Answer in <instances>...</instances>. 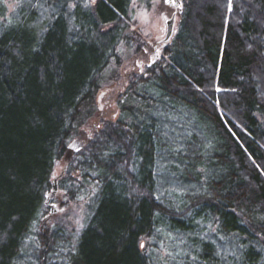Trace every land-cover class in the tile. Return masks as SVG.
Instances as JSON below:
<instances>
[{"label":"trees","instance_id":"1","mask_svg":"<svg viewBox=\"0 0 264 264\" xmlns=\"http://www.w3.org/2000/svg\"><path fill=\"white\" fill-rule=\"evenodd\" d=\"M11 1L8 12L0 0V264H29L28 242L37 264H150L140 245L154 241L171 264H264V0H179L163 60L130 77L117 119L75 154L104 74L131 46L133 0ZM54 179L86 197L75 243L40 228ZM172 179L197 189L179 210L154 193Z\"/></svg>","mask_w":264,"mask_h":264},{"label":"rangeland","instance_id":"2","mask_svg":"<svg viewBox=\"0 0 264 264\" xmlns=\"http://www.w3.org/2000/svg\"><path fill=\"white\" fill-rule=\"evenodd\" d=\"M179 0H170L169 3H164L163 0H150L148 4L144 1L138 2L133 0L130 4L127 29L125 34L131 40V46L127 47L121 44L118 48V62L116 65L111 64L104 74L103 83L100 85L98 100L96 103V114L88 120L81 133L79 139L71 142L69 151L78 153L86 145L85 140L91 137L94 127L99 126L101 121L117 119L119 96L125 92L130 77L137 74H144L145 67L156 61H162L163 51L172 41L179 22L178 11H181V3L177 6ZM8 12H11L13 3L11 0H3ZM174 15L170 38L165 40L167 22ZM169 139V138H168ZM62 167L58 166L55 172L57 176L61 172ZM63 176V174H62ZM58 177V180L60 177ZM76 179L77 176L73 175ZM173 180V179H172ZM174 186L168 189L167 184H170L166 179V185L157 184L155 196L158 201H161L165 207L179 210L187 204V197L197 193L196 185L185 183L179 180H173ZM172 181V182H173ZM52 204L56 206L54 213L46 222H42L41 230L47 233L54 228H65V230L75 236L80 232L87 213L86 197L78 195L75 200L68 198L67 192L60 189L58 186V194L52 199ZM46 219V218H45ZM43 219V221L45 220ZM42 230V231H43ZM31 243H26V256L29 264H37L35 258L34 247H29ZM145 247L141 250L150 257V264H171L170 258L173 256L169 253L165 245H160L157 242H142Z\"/></svg>","mask_w":264,"mask_h":264},{"label":"water","instance_id":"3","mask_svg":"<svg viewBox=\"0 0 264 264\" xmlns=\"http://www.w3.org/2000/svg\"><path fill=\"white\" fill-rule=\"evenodd\" d=\"M180 3L177 2V6L179 5ZM173 21H174V15H172V18L167 22V30H166V37H165V40H168L170 38V32H171V29H172V24H173ZM63 174V173H62ZM61 174V176H62ZM61 178V177H60ZM58 191V188H57V179H54L53 182H52V190H51V193L50 195L46 198V201H45V206L49 209V215L48 217H46V219L44 220L46 222V220H48L54 213H56V206L54 204H51V201L53 199V197H55L56 193Z\"/></svg>","mask_w":264,"mask_h":264},{"label":"snow or ice","instance_id":"4","mask_svg":"<svg viewBox=\"0 0 264 264\" xmlns=\"http://www.w3.org/2000/svg\"><path fill=\"white\" fill-rule=\"evenodd\" d=\"M163 2H164V3H169L170 0H163ZM91 3H95V0H91ZM74 6H75V5L72 4V3H69V4H68V7H69L70 9H71L72 7H74ZM85 6H88V5L86 4ZM140 247H141V248H144L145 245H144V244H141Z\"/></svg>","mask_w":264,"mask_h":264},{"label":"bare ground","instance_id":"5","mask_svg":"<svg viewBox=\"0 0 264 264\" xmlns=\"http://www.w3.org/2000/svg\"><path fill=\"white\" fill-rule=\"evenodd\" d=\"M59 176H61V174L59 175ZM58 188V187H57ZM52 190V189H51ZM51 193V192H50ZM57 194H58V191H57V193H56V195H55V197L57 196ZM50 195V194H49ZM55 197H53V199L55 198Z\"/></svg>","mask_w":264,"mask_h":264}]
</instances>
